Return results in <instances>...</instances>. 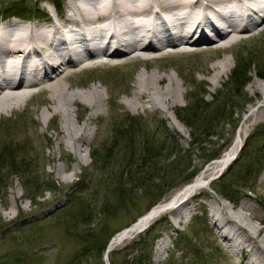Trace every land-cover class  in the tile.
<instances>
[{"label": "rangeland", "instance_id": "obj_1", "mask_svg": "<svg viewBox=\"0 0 264 264\" xmlns=\"http://www.w3.org/2000/svg\"><path fill=\"white\" fill-rule=\"evenodd\" d=\"M79 1L63 0L61 5L57 4V10L50 0H18V3L29 9L36 5L42 10L45 9L43 13L49 12L53 21V24L46 27L47 30L52 28L53 31L57 28L61 31L67 25V14L78 16L73 4L77 5ZM40 18L34 17L32 21H45ZM7 25L8 28L13 27L10 23ZM72 25L74 24L71 23L70 26L76 28ZM262 25L253 35L244 34V38L231 49H220L216 45L212 47L211 44L204 43L188 44L180 48L167 47L157 52L145 51L143 55L146 57L134 58L131 54L127 57H108L107 63L100 66L97 64L98 60H93L95 64L91 67L83 65L84 68L79 70L69 69L67 78L64 79L65 85L75 91L98 87L105 98L103 111L89 122L95 135L82 153L83 159H76L73 151L62 144L59 136L62 117L54 116L47 110L43 103L44 92H37L18 114H11L8 120H1L0 153L8 147L16 150L20 145V155L30 163V173L25 175L19 168L21 178L14 176L8 187L0 188V264H104L99 255L88 259V263L84 262L87 257L80 263L76 260L78 252L82 254L79 248L83 243L80 237L83 229L90 228L96 233L99 232L98 238L104 239V242L107 240L109 244L112 238L148 211L153 200L165 190L180 185L189 175L186 168L190 164L193 165L192 170L201 169L197 174L207 169L209 162L206 163V160L218 152L224 153L231 146L245 118L260 105L262 93L253 85L264 82V23ZM72 34L75 35L73 32L70 34L71 45L73 39H77L76 35L72 37ZM60 45L63 46L62 43ZM61 47L52 51L54 57L63 55L60 52ZM224 59L230 60L231 69L227 75L216 81L214 66ZM89 61L85 63L89 64ZM236 69L247 73L243 79V89L236 83L239 80L233 78ZM142 73L173 76L175 83L182 90L179 92L178 103L167 110L166 117L162 113L145 110L143 107L133 112L129 110L128 104L134 97L137 79ZM139 101L138 104L142 106V101ZM198 103L208 109L207 112L203 111L202 119L207 120L218 111L225 114L213 123L218 124L209 131L216 133L214 136L208 137L202 132L195 133L179 119L178 113L190 115L189 113L193 112L190 108H194ZM72 110L73 120L77 123L87 120L88 115L93 112L92 107L82 102H78ZM43 112L49 120H45ZM130 117L138 118L143 130L154 136L157 143H165L163 146L170 149L164 150L161 154L163 157L153 161V168L145 171L146 179L140 184L141 188L135 191L136 194L128 195L127 202L121 204V197L117 194L112 191L109 193L106 188L100 189V192L96 189L93 191V185L86 182L89 180L88 176L97 171L91 159L93 150L100 151L103 146L106 150V146L112 142L122 140L120 146L112 151V154H117L118 159H129L134 153L137 157L142 155L143 143L134 139L137 138L134 131H128V128H132ZM117 127L126 129L128 133L121 132L119 136V132H115ZM181 127L185 133L180 131ZM198 140L206 141L200 150L194 145ZM245 147L241 161L236 166L230 164L224 175H220V179L205 194L212 193L235 209H238L240 203L253 204L258 214L264 217V208L258 203L259 198L264 200V173L257 178L258 172L264 170V120L252 126L243 149ZM170 153L173 155L170 156ZM174 159L178 160L177 164H174ZM20 162L21 160L17 161L18 164ZM63 167L65 171L59 176L55 170ZM102 169L99 167V171L102 172ZM114 169L122 171L125 177H129L135 170L126 164L122 169ZM36 176H41L37 180L41 190L37 189L33 181ZM158 177L164 179L161 190L155 192L156 196L150 192L146 193L145 187L142 186L150 189L152 182L160 183L157 181ZM196 177L197 175L194 178ZM221 179L223 187L219 183ZM24 183L29 184L28 193L22 187ZM183 185L168 193L162 202L167 201L171 194ZM241 185L245 187L241 189ZM155 190V187L150 189L151 192ZM243 194H248V197ZM92 195L93 199L90 198ZM209 195L196 196L192 203L197 208L189 217L183 218L181 223H176L173 214L162 216L144 234L118 245L111 253L116 257L112 260L110 256L109 262L120 264L127 256L136 258L141 257L142 253L147 255L151 252L153 244L151 264H244L241 254L231 253L228 244L220 238V233L209 221L208 212L201 208L211 200ZM77 198L81 200L75 201ZM218 198L216 199L219 200ZM82 199L87 204L96 203L92 205V213L85 214V226L75 223L71 217L72 213L78 212ZM73 200L75 202L72 206L69 205L68 202ZM191 207L192 205L186 209ZM243 214L241 220L246 224L252 228L264 229V224L255 212L245 209ZM177 232L181 234L177 236ZM177 241L181 248L174 244ZM161 242L168 245L170 251L166 258L169 254L170 256L163 262H158L157 247ZM201 253L206 257H202Z\"/></svg>", "mask_w": 264, "mask_h": 264}, {"label": "bare ground", "instance_id": "obj_2", "mask_svg": "<svg viewBox=\"0 0 264 264\" xmlns=\"http://www.w3.org/2000/svg\"><path fill=\"white\" fill-rule=\"evenodd\" d=\"M73 8L78 16L69 15L67 25L61 31L57 28L47 30L35 22L0 29V121L18 114L37 92H44L43 103L47 110L62 117L61 142L73 151L76 159H83L82 153L94 138L89 122L103 111L105 98L98 87L75 91L65 85L69 69L87 67L85 62L89 60V65L98 60L100 66L107 63L108 57L130 54L134 58L146 57L143 55L145 51L157 52L167 48L160 39L167 41L168 35L171 38L167 45L171 48L204 42L212 47L231 49L244 38V32L251 36L264 22L256 20L258 16L264 17V0H80L77 5L73 4ZM71 23L76 28L71 27ZM249 24L253 26L247 27ZM211 29L216 36L211 34ZM72 32L81 43L79 49L71 45ZM153 37L159 39L158 44L152 42ZM60 43L65 46L66 55L54 57L52 51L61 47ZM230 69L228 59L216 64V81L227 75ZM253 87L261 91V103L245 118L231 146L190 184L118 233L108 245L106 264L118 245L144 234L162 216L173 214L176 223L188 217L197 207L193 205V199L210 191L214 180L238 158L252 126L264 120V82H257ZM181 91L173 76L142 73L128 108L133 112L143 107L166 117L167 110L178 103ZM139 100L142 106L138 104ZM78 102L93 108L87 120L81 123L72 117V108ZM42 114L46 121L49 120L45 112ZM180 131L185 133L182 127ZM63 171L64 167L55 170L58 175ZM211 195L209 203L201 208L208 212L209 221L228 244L231 253L241 254L246 264H264V229L252 228L241 220V214L244 215L245 209L252 210L263 224L264 217L258 214L253 204L240 203L235 209ZM247 195L243 194L244 197ZM259 199L264 205V200ZM190 205L192 207L186 209ZM157 250L162 254L167 245L162 243Z\"/></svg>", "mask_w": 264, "mask_h": 264}, {"label": "trees", "instance_id": "obj_3", "mask_svg": "<svg viewBox=\"0 0 264 264\" xmlns=\"http://www.w3.org/2000/svg\"><path fill=\"white\" fill-rule=\"evenodd\" d=\"M52 1H54L58 5H61L60 0H52ZM35 13H37V15L42 14L41 9L38 7V5L29 9V8L21 6L18 3V0H0V16L2 17L6 15H17L23 18H27V17H31ZM240 68H242V66H240ZM246 76H247V73L245 72L242 73L241 69H238V71L236 69L233 75L234 79L236 78L239 81H242V82H239V81L236 82V83H239L237 84L238 86L241 85L242 89L245 84V82L243 83V79H245ZM196 105L194 106V108L189 107L190 110L193 111L189 113L190 115L185 116L182 114V112L178 113L180 117L179 119H181L184 123H186V125L190 126L195 133L201 134L202 132L203 135L205 133V135H208V137L214 136L216 133H210L209 131L211 129H214L218 125V124L213 125V123L216 120L218 121V118L224 117L225 116L224 112L218 111L216 112L215 115H212L209 119L206 120V119H202L201 116L203 114V111L205 110V112H207L208 109L203 108L204 106H202L200 103ZM187 110L188 108H186V111ZM129 122H130V127L132 128L131 129L128 128V131L130 132L134 131V135L137 138H134V137L133 138L143 143L141 147L142 155L140 157L139 156L137 157L134 153L132 156L129 157V159L128 157L122 160L118 159L117 154H112V151L116 149V147L120 146V143L122 142V140H119L118 142H112L109 146H106L107 147L106 150H104L105 146H103L100 149V151L93 150L91 157L94 161L93 166L95 169H97V171L91 173V175L89 174L90 176H88L89 178L88 184L93 185L92 187L93 191L94 189H96L98 192H100V189L103 190V188H106V190L108 189L107 191L109 193L112 191L113 193L117 194L118 197H121V200H120L121 204H125L127 202L128 195L130 196L131 194H136L135 191L141 188L140 184H143L146 179L145 171H147V169L153 168L151 167V165L153 164V161H156V159L159 160L160 157H163L161 156L162 152L164 150L170 149V148L163 146L165 143L163 144L157 143L154 136H152L149 132L143 130L141 127L142 123L139 122L138 118L130 117ZM116 130L117 131L115 132H119V136L121 132L128 133L126 129L121 128V127H117ZM125 133H122V134H125ZM205 142L206 141L204 142L203 141L200 142L199 140L195 141L194 142V145H196L195 148L197 150H200L201 146ZM21 150L22 148H20V145H19L18 149L16 150L8 147L7 150H3L0 153V188H6L13 176H17L18 178H21L20 176L21 172H24L25 175H28L30 173L29 171L30 163L23 155H20ZM218 154L219 153L208 158L207 162L219 156ZM172 155L173 154L170 153V156ZM18 160H21L19 164L17 163ZM174 160H175L174 164H177L178 160L177 159H174ZM125 164L126 166L132 167V169H135L134 173L133 174L131 173L129 177H125L122 171L118 172L114 169V167H120L122 169ZM191 166L192 165L190 164L186 168V170H188ZM99 167L103 168L102 172L106 171L105 174H102V172L99 171ZM19 168H21V172L19 171ZM179 169L183 173L182 168L179 167ZM190 177L191 176L189 177L187 176L185 180H187ZM39 178H41V176H36L33 178V181L36 183L37 189L41 190L42 187L39 188V185L37 183V180H39ZM157 181H160V183H157L156 181L152 182L153 183L152 186L149 187L150 189L155 187L156 190L154 192H151L150 189H148L146 186H142V187H145V192L148 194L150 192L153 196H156L155 192L157 190L159 191L161 190L162 188L161 185L163 184L164 179L159 178ZM22 187L23 189H25L27 193L30 191L29 184L24 183ZM168 191L165 190V192H168ZM163 196H164V193H162L155 200H153L152 204L155 203L156 201L158 202L159 200H161ZM92 197L93 195L90 196V198ZM77 200H81V198H77L75 201ZM87 200L89 202V199ZM75 201L73 200L69 202V205L72 206V203ZM95 204L96 203L91 204L90 202L87 204L85 200L80 202V205L78 207V212L72 213L71 215L72 220H74L75 223L85 226L86 224L85 214L86 212L92 213V210H93L92 205H95ZM68 208H71V207L68 206ZM98 234L99 232L96 233L95 230H91L90 228L83 229V232L80 235V237L83 239V243L80 244L81 246L79 248L82 254L78 252L77 258H76V260L78 259L79 263L83 260L84 257H87L84 262L88 263V259L96 257L98 255L100 257V261L102 262V256L106 248L107 240L104 242V239H99ZM114 257H116L115 254H113L112 260H114ZM129 257L130 256H127L126 260L120 264H145L148 261V256L143 255V253L141 257H136V258L135 257L129 258ZM113 264H115L114 261H113Z\"/></svg>", "mask_w": 264, "mask_h": 264}]
</instances>
